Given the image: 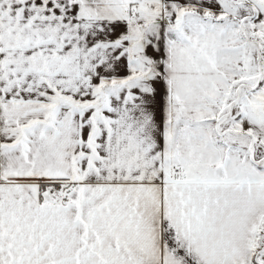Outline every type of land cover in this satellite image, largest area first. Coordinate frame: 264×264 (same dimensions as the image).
<instances>
[{"label": "snow or ice", "instance_id": "obj_1", "mask_svg": "<svg viewBox=\"0 0 264 264\" xmlns=\"http://www.w3.org/2000/svg\"><path fill=\"white\" fill-rule=\"evenodd\" d=\"M0 264H264V0H0Z\"/></svg>", "mask_w": 264, "mask_h": 264}]
</instances>
